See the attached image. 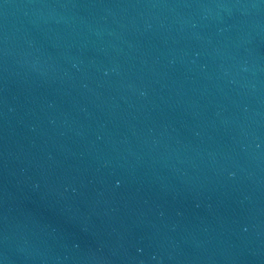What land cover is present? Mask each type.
Wrapping results in <instances>:
<instances>
[{"label": "water", "instance_id": "95a60500", "mask_svg": "<svg viewBox=\"0 0 264 264\" xmlns=\"http://www.w3.org/2000/svg\"><path fill=\"white\" fill-rule=\"evenodd\" d=\"M0 264H264V0H0Z\"/></svg>", "mask_w": 264, "mask_h": 264}]
</instances>
